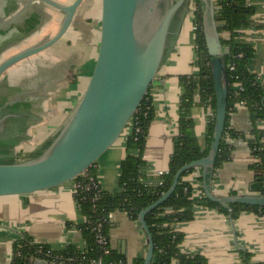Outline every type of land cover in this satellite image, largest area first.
<instances>
[{
	"label": "crops",
	"instance_id": "obj_1",
	"mask_svg": "<svg viewBox=\"0 0 264 264\" xmlns=\"http://www.w3.org/2000/svg\"><path fill=\"white\" fill-rule=\"evenodd\" d=\"M28 1L0 0V63L30 46L48 41L60 29L64 18L61 12L41 2H32L25 8ZM55 1L69 5L74 0ZM249 5L254 14L251 28L244 31V41L251 46L253 55L247 67L264 85V0H249ZM186 20L185 17L179 36L148 93L153 117L142 157L149 177H156L168 169L178 134L179 101L184 93L178 78L200 72L192 29L191 26L185 28ZM99 23L100 0H84L58 42L2 74L1 103L12 102V109H7L4 116L11 115L19 122L13 125L12 120H8L10 128L2 129L9 141V146L2 145L1 149L7 159L16 160L26 155L24 161L35 157L41 146L68 119L93 71L99 44ZM220 36L228 38L227 34ZM6 92L10 94L7 96ZM194 102L190 118L197 142L204 150L206 127L213 111L210 107L200 106L199 97H195ZM229 124L236 133L247 134L252 128L249 109L236 105ZM258 128L264 137V123H259ZM19 132L18 142L13 144V138ZM128 134L129 130L125 131L95 164L96 179L104 191H117L119 166L126 157ZM232 144L230 160L212 176L210 191L215 197L253 194L249 187L257 181L251 170L254 159L245 142L235 140ZM185 181L193 188L194 198L205 197L202 168H193ZM85 221L74 200L73 182L24 197L0 198V264L11 263L13 245L24 234L35 244L53 250L69 245L84 249L86 241L79 227ZM174 229L183 235L180 252L202 256L208 264H243L244 254L252 264L264 263V217L252 211H241L233 219L231 212L224 215L215 209L197 206L193 219L176 223ZM108 237L111 250L123 256L128 264L143 261L146 257L147 236L139 219L132 220L127 212L112 214ZM171 264L177 263L173 261Z\"/></svg>",
	"mask_w": 264,
	"mask_h": 264
},
{
	"label": "water",
	"instance_id": "obj_2",
	"mask_svg": "<svg viewBox=\"0 0 264 264\" xmlns=\"http://www.w3.org/2000/svg\"><path fill=\"white\" fill-rule=\"evenodd\" d=\"M83 1L74 0L69 5H63L55 0H29L25 8L32 2H41L61 12L63 22L57 34L48 41L30 46L2 61L0 77L13 65L58 42ZM163 1L167 0H100L97 57L80 100L65 123L41 146L35 157L21 162H4L2 159L6 157L0 154V198L28 196L70 183L84 176L121 138L174 46L191 0H173L161 8ZM200 1L205 40L200 65L202 68L210 66L216 102L212 142L206 157L182 166L169 190L140 212V226L148 239L143 264H150L153 256V242L145 223L146 214L165 202L181 175L192 168H202L203 189L208 200L227 209L230 205L264 207V186L259 179L249 187L253 194L215 197L210 191L227 117L228 87L222 56L228 54L229 49L221 45L215 21V0ZM6 118H0V126ZM35 264L47 262L36 261Z\"/></svg>",
	"mask_w": 264,
	"mask_h": 264
},
{
	"label": "trees",
	"instance_id": "obj_3",
	"mask_svg": "<svg viewBox=\"0 0 264 264\" xmlns=\"http://www.w3.org/2000/svg\"><path fill=\"white\" fill-rule=\"evenodd\" d=\"M193 5L192 35L200 72L196 75H182L178 78L184 93L179 101L178 134L173 143L168 169L156 177H149L145 171L142 149L153 117V109L147 94L133 118L138 131L132 132L126 140V157L119 166L117 191L107 192L101 189L96 179L95 164L84 176L72 181L83 186L78 196H74V200L86 219L85 223L79 227L86 241V247L82 249L69 245L61 250H53L49 246L35 244L28 235L24 234L13 245L10 264H35L36 261H45L47 264L51 261L58 264H87L94 259H100L102 264H128L123 256L112 250L108 254L104 253L94 238L95 226L115 211H125L132 220L138 221L140 212L169 190L176 172L182 166L207 156L212 142L216 102L210 66L202 68L200 65V53L205 51L202 4L200 0H193ZM215 6L218 32L220 35H228L226 39L221 38V45L228 48L229 53L222 56L228 87L227 117L214 163V173L230 160L233 150L232 142L241 140L247 144L254 159L251 165L254 177L263 184L264 137L258 125L261 122L264 123V85L248 70L247 64L253 51L251 46L244 41V31L252 26L251 18L254 9L249 5V0H215ZM208 59L211 58L208 57ZM195 97H199L200 106L210 107L213 111L206 127L204 150L197 142L193 121L190 118V110L195 103ZM236 105H244L250 111L252 128L247 134L236 133L230 128V114L235 110ZM192 170L193 168L184 172L169 198L145 216V223L153 242V256L150 264H171L173 261L177 264H208L202 256H190L180 252L179 245L183 235L174 229L176 223L192 220L194 208L197 206L215 209L224 215H229V210H231L233 219L241 211H252L264 217V207L230 205L227 209L204 196L194 198L193 188L185 181ZM91 179L98 184L99 193L94 188L89 191L85 190L87 186H91ZM262 195H264V189ZM110 226L111 223L104 224V233L107 235ZM47 251L50 252L49 255L46 254ZM132 264H143V261L136 260ZM243 264H252L246 254L243 256Z\"/></svg>",
	"mask_w": 264,
	"mask_h": 264
},
{
	"label": "built area",
	"instance_id": "obj_4",
	"mask_svg": "<svg viewBox=\"0 0 264 264\" xmlns=\"http://www.w3.org/2000/svg\"><path fill=\"white\" fill-rule=\"evenodd\" d=\"M133 118H134V116L131 118V120H130L128 126H127V129H126V131L129 130L128 136H130L132 134V132H137L138 131V128L136 127V121L133 120ZM91 181H92L91 186H87L85 188V190L89 191L91 188H94L99 193V189L97 187L98 184L95 183V181H93V179H91ZM81 189H83V186L80 183H73V196H78V194H79ZM94 200H95V197L93 198V201ZM112 214L113 213L108 214L107 218H104L103 222H100L93 229L94 238L96 240V243L104 250L105 254H108L111 251V247H110V243H109V237H108L107 234L104 233V224L105 223H111ZM46 254L49 255L50 252L47 251ZM48 264H58V263L55 262V261H51ZM87 264H102V262H101L100 259H98V260L94 259V260H91L90 262H88Z\"/></svg>",
	"mask_w": 264,
	"mask_h": 264
},
{
	"label": "flooded vegetation",
	"instance_id": "obj_5",
	"mask_svg": "<svg viewBox=\"0 0 264 264\" xmlns=\"http://www.w3.org/2000/svg\"><path fill=\"white\" fill-rule=\"evenodd\" d=\"M14 66V65H13ZM7 71V70H6ZM5 73V72H4ZM2 76V75H1ZM7 96L10 94L9 92H6L5 93ZM4 101V100H3ZM6 101V100H5ZM4 101V102H5ZM8 102V101H7ZM4 105V106H3ZM12 107V102H8V103H1V100H0V118H2V117H7L5 120H4V122H3V124L0 126V127H2V129H4L5 131L7 130V128H10L8 125L10 124V121H8V120H12V123H13V125L15 124V125H18V121L16 120V119H10V118H8V116L9 115H5L4 116V114L9 110V108L10 109H12L11 108ZM8 109V110H7ZM15 111H17V109L15 110ZM13 116H15V115H13ZM16 117V116H15ZM18 117V116H17ZM16 117V118H17ZM11 126V125H10ZM12 129V128H11ZM21 132H22V128H21ZM21 132H19V134H17L18 136H16L15 138H13V144L14 143H17L18 141H17V139H19V135H21L20 133ZM9 141L7 140V135L6 134H4V132L3 133H1L0 134V151H1V149H3V147H2V145L4 146V147H8L9 146Z\"/></svg>",
	"mask_w": 264,
	"mask_h": 264
},
{
	"label": "rangeland",
	"instance_id": "obj_6",
	"mask_svg": "<svg viewBox=\"0 0 264 264\" xmlns=\"http://www.w3.org/2000/svg\"><path fill=\"white\" fill-rule=\"evenodd\" d=\"M99 1V0H98ZM173 0H167V1H163L162 2V5H161V8H164L165 6H166V4L168 3V2H172ZM193 7H194V5H193V0H191L190 1V4H189V10H188V12H187V14H186V18H187V20H186V26H185V28H187L188 29V27H190L191 26V29H193V26H192V20H193V14H192V10H193ZM16 65V64H15ZM5 153V151L3 150V151H0V154H2V153ZM3 155V154H2ZM26 158V155H22V156H19L18 157V159H16L15 160V158H14V160L13 159H7V158H3L2 159V161H4V162H21L23 159H25ZM22 197H24V196H22Z\"/></svg>",
	"mask_w": 264,
	"mask_h": 264
}]
</instances>
